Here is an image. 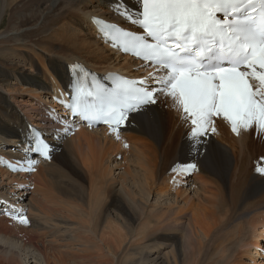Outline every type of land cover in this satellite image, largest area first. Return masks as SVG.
I'll use <instances>...</instances> for the list:
<instances>
[{"label": "bare ground", "instance_id": "1", "mask_svg": "<svg viewBox=\"0 0 264 264\" xmlns=\"http://www.w3.org/2000/svg\"><path fill=\"white\" fill-rule=\"evenodd\" d=\"M110 1L0 0V54L3 53L0 56L3 59L7 58L6 61L0 58V79L8 77H11V80L12 77L19 79L17 84L11 81L12 86L0 83V90L7 87L5 93H0V143L15 142L14 139H17L20 131L24 129V119L33 118L37 123H50L41 116L40 108H44L47 99L50 104L53 102L44 96L42 103L40 96L43 90L49 91V94L53 92V95H59L62 86L68 82L67 65L71 66L77 62L93 71L96 69L97 72H101L98 69L104 67L107 70L118 68L121 73L135 76L139 75L138 70L146 74L156 73L154 68L139 64L130 57H125L127 61H123L118 56H107L106 47L101 46L102 43H99L101 41L96 37L95 30L90 24V12L97 11L94 7H101V4L105 5ZM123 1L128 6L132 4L130 0ZM98 12L121 22L119 16L103 8ZM61 20L65 23L58 25ZM64 32L82 43L95 63L88 62L70 48V52L65 51L68 50L65 42H60L57 47L52 46L55 43L53 35ZM92 39L95 44L89 45ZM96 43L101 47L98 48ZM4 52H8V55ZM34 52L41 56L34 55ZM13 57L26 59L28 63L34 64L35 68L26 75L14 65L6 66ZM18 95L29 96L34 103L29 105L27 101L18 98ZM159 100L161 105L166 106L165 112L162 107L154 104L141 112L132 113L125 128L126 133L122 136L102 127L85 128L73 119L72 128H76L73 136H68L69 139L64 136L55 142L52 152L54 156L49 162L38 160L33 165V174L17 175L0 168V175L4 179L0 195H7L17 203L26 211L29 220L27 225L16 220L14 223L20 226L16 229L18 232L22 231L21 239L30 237L32 233L37 243L36 246L22 245L21 241H18L20 238L13 239L16 233L14 236L13 233H2L0 243L4 247L2 255L6 254L4 258L10 260L17 258L21 264H49L38 245L41 247L49 245V248L57 246L61 250L70 247V254L73 256L79 251L84 252L88 247L84 237L88 235V228L81 213L78 214L82 206L89 211L92 221L108 229L107 231L95 229V233L100 244L112 258L122 246L124 248L131 245V241H136L140 235L147 237L145 248L139 254L140 258L129 259L128 263L124 264H244L243 258L252 255L253 250L256 256L264 258V206L258 205L254 210L250 206L254 202L264 203V194L259 196L258 200H252L255 198L253 194L256 190L264 186V176L251 171L255 164L253 160L260 154L262 149L260 146L264 144V132L255 126L250 129L249 140L245 146L247 157L245 155V159L243 158L235 169L236 162L234 164L232 160L234 154L232 155L230 150L238 142L242 143L241 138L244 137L245 131L238 135L233 134L223 119L213 118L214 123L208 128L209 135L193 139L191 124L188 120L182 119V112L174 101L164 94L159 96ZM4 104L8 109L4 108ZM213 127L216 129L215 132L212 131ZM240 145L244 148V145ZM119 148L124 150L123 162L121 161L120 165L133 167L134 171L129 168L126 172L128 178L121 177L120 189L108 197L106 187L118 183L113 165L116 168L119 162L115 157L112 158L116 156L114 154ZM3 153L20 158L11 155L8 150ZM73 154L89 175V186L85 190L82 189V185L78 187L75 181H72L70 186V180L63 175L62 166L70 168V155ZM71 159L75 161L72 157ZM169 159L176 161L179 166L176 167V171L169 173V178L168 174L163 173L161 181L163 186L151 194V199L156 197L157 200L148 204L149 199H143L150 196L147 187L151 189L149 185L152 180V188L158 187L156 180L160 178L159 166L164 164L163 167H166ZM248 159H252L250 164ZM190 163L196 165V173L193 176L181 173L180 168ZM175 174L178 176L170 184ZM179 176L188 178L183 184H188L192 180L198 182L200 188H203L202 193L208 197L206 203L208 211L198 212L195 219L186 227L174 219L181 212L180 205L177 204L178 199L173 197L175 202L168 203V208L164 205L163 199L175 190L176 183L182 186ZM21 178L25 183L21 182ZM195 185L193 186L196 187ZM31 186L33 190L28 192L35 193L40 200L26 199L25 189H30ZM144 187L146 191L142 190L139 194L138 189ZM79 189L82 192L81 196L78 195ZM193 192L197 194V189ZM177 193H186V190ZM27 197L29 198V194ZM188 202L189 200L185 201L183 206ZM108 203L116 208L114 217L108 214L110 211L107 209ZM63 212L66 215H63ZM69 213L78 221L64 217ZM152 214L156 217L163 214L170 219L161 222L164 223L162 228L154 229L149 223L150 219H154L151 218ZM3 222L8 221L0 215V223ZM7 224L15 225L10 222ZM148 230L153 234L147 236ZM180 232L182 236L178 235ZM45 237L49 239L43 242ZM194 242L198 248L192 252ZM131 250L138 255V251ZM54 252L58 250L54 248ZM216 260L218 261L214 263Z\"/></svg>", "mask_w": 264, "mask_h": 264}, {"label": "snow or ice", "instance_id": "2", "mask_svg": "<svg viewBox=\"0 0 264 264\" xmlns=\"http://www.w3.org/2000/svg\"><path fill=\"white\" fill-rule=\"evenodd\" d=\"M141 5L136 22L143 35L96 22L102 30H116L111 39L122 38V51L157 65L156 73H165L159 78L149 74L158 87H143L145 79L117 78L111 91L92 85L95 91L87 95L98 104L81 108L77 102L70 109L118 132L131 113L156 104L154 97L163 93L192 125L193 139L207 134L213 118L226 120L237 135L253 126L264 132V0H141ZM42 154L47 156V145ZM195 168L182 166L180 172ZM24 170H32L31 164ZM14 211L12 219L29 223L21 210Z\"/></svg>", "mask_w": 264, "mask_h": 264}, {"label": "rangeland", "instance_id": "3", "mask_svg": "<svg viewBox=\"0 0 264 264\" xmlns=\"http://www.w3.org/2000/svg\"><path fill=\"white\" fill-rule=\"evenodd\" d=\"M105 5L101 4V7H96V8L94 7V10H97V11L90 12V17L92 15L104 14L103 12L99 13L98 11L100 10V8L105 9ZM63 23H65V21L61 20L57 24L58 25H60V24L62 25ZM62 29H63V27H62ZM76 32L79 33L78 30ZM53 36L55 37V39L53 40L55 43H53L52 46H56L57 47V46L60 45L59 44L60 42H65V45L68 46L66 48L68 50H65V51L70 52V49H71L74 52H76V54L78 56H80L82 58H85L88 62L95 63L94 58L88 54L86 47L82 43H80L79 41H75L73 37L70 38L69 34H65V32H64V33H56ZM99 43L101 44L102 42H99ZM93 44H95V42L92 39L91 42L89 43V45H93ZM103 44L104 43H102L101 46L106 47V50L108 51L107 56H113V57L118 56L123 61H127V60L124 59L125 56H121V55L117 54L116 52L110 51L111 49H108L107 45H103ZM96 45L98 46V48L101 47L97 43H96ZM94 47H96V46L94 45ZM4 53H7V55H8V52H4ZM2 54H0V55H2ZM33 54L38 56V57L41 56V55H38L37 52H34ZM0 58H1V56H0ZM1 59H3V58H1ZM3 60L6 61L7 58L3 59ZM32 61H34L33 63H36L35 60H32ZM121 61H120V63H122ZM104 63L106 64V62H104ZM126 63L127 62H125V64ZM8 65H14L16 69H19L20 71H22V73H26V75H29L32 72V69L35 68L33 66L34 64L32 65V64L28 63V61L26 59L24 60L22 58H14V57L9 59V62L7 63L6 66H8ZM113 65H115V64H113ZM105 68L106 67L100 68V69H98V71H101V73H104V72H107V71L120 72L118 70V68L117 69H111V70L110 69L107 70ZM138 68L140 69V66H138ZM7 69H9V68H7ZM29 69H30V71H29ZM94 70L97 71L96 69H94ZM137 72H138L139 75L146 74V73L141 72L139 70ZM11 81L15 82V84L19 83V79L18 78H14V77H12V80H11V77H8L7 79H0V83H3L4 85L8 84V85L12 86V84H10V83H12ZM6 88L7 87H5L4 89L0 90V93L1 94L5 93L6 92ZM28 93H31V92H28ZM41 94H39V95H41L40 96L41 97L40 100L43 103L42 97L44 98V96H47V98H48L49 97V95H48L49 91L43 90ZM162 94L163 93H160L158 95V101H157L156 105L162 107V110L165 112L166 106H164V104L161 105V102L159 100V96L162 95ZM28 97L18 95V98H21L22 101H27V104H29V105L33 104L34 101L31 99V97H29V98ZM32 98H33V96H32ZM45 104L47 105V103H45ZM49 104H50V102H49ZM1 106L3 107V105H1ZM4 108L8 109V106L6 104H4ZM10 108L11 107H9V110H10ZM75 131H76V128H71L69 132H71L72 134L69 135V136L70 137L73 136ZM249 131L250 130L246 131V133H244V137L241 138L242 139V143L238 142L237 145L234 148H232V150H230V152H232L231 154L232 155L234 154V157L232 155L231 156H232L233 163L235 164V162H236V164L234 166L235 169L238 168V166L240 165L239 163L242 162L243 158L245 159V155H246L245 146H246V144H247V142L249 140ZM208 132L209 131H207L206 135H209ZM66 139H69V138L66 137ZM240 144L244 145V148ZM260 147H262V149L260 150V154L253 160V162L255 164L252 167L251 171L255 172L257 175L264 176V172H258L257 170L253 169V168L256 167V163H257V166H259L257 168L264 169V163L262 165L258 164L259 162L262 163L263 161H258L257 162V160H258L257 158L264 157V144H262ZM112 151H114V150H112ZM123 151L124 150H122V148L117 149L116 150V154H114L116 156H113V158H112V159H114V157H115L116 160L119 162V166L118 167L115 168L114 165H113V170H114V173L116 175V179H117L118 183L116 182V185H113L112 187L111 186H107L106 187L105 190H106V194L108 195V197H111V195H113V192L115 190H119L120 189V187H121L120 178L121 177L128 178V175L126 173L127 170L129 168H130V170L134 169L133 167H128L127 165H124V164L120 165L121 161H122ZM235 154H236V156H235ZM52 156H54L53 153H52ZM71 157L75 161H72ZM246 157H247V155H246ZM235 159H236V161H235ZM76 160L78 161V158H77V156L75 154H73L72 156L70 155V168H65V167L62 166L63 173H64L63 175H66V177H68V179L70 180V186H71L72 181L73 182L75 181L77 183L78 187L82 185L83 186L82 189L85 190L89 186V182H90L89 175H88L87 171L83 168V165L79 161H78L79 162L78 163ZM251 160L252 159H248V163L249 164H250ZM253 162H252V164H253ZM166 164H167L166 167H163L164 164H163V166L162 165L159 166L158 174H160V176H159L160 178H158L156 180V183H158V187L156 189L152 188L153 180L150 182V185H149L151 187V189H149L147 187V190H150V196L148 198L143 197V199L144 200H148L149 199V202H147L148 204L149 203H154L157 200L156 197H153L151 199V196H152L151 194L153 192L156 193L157 191L160 190V188L163 186L162 182H161L162 179H163L162 176H164L163 173L168 174V178H169V176H170L169 173H171L172 171L169 172L168 169L171 168V167H174L175 165H173V164H176V161H173L172 159H169ZM189 165H192V163H190ZM35 168L37 169V165L35 166ZM133 171L134 170H132V172ZM78 172H79V175H78ZM69 174H71V175H69ZM179 177L181 179L182 186H180V185H178L176 183L175 190L171 191L167 195V197L164 196L163 199H164V205H166V208H168V203L175 202L173 197L178 199L177 204L180 205L181 212L174 219H177L178 223L182 224L183 227H186L191 220L195 219V217H196L198 212H203L204 213V212L208 211V209L206 208V207H208V206H206L207 205L206 203L208 201V199H207L208 197L202 193L201 189H203V188H200V184L198 182H195L194 180H192L188 184H183V181L184 180L187 181L188 178H185L183 176H179ZM30 178H32V177H30ZM194 178L196 179V177H194ZM68 179L66 180L67 183L69 182ZM174 179H175V177H174ZM21 182L25 183V181H23L22 178H21ZM3 183H4V179L0 175V188L4 187V185L2 186ZM194 184H196L195 185L196 187L193 186ZM177 186H180V187L177 188ZM74 188L76 189V187H74ZM184 189L186 190V193H181V194L177 193V191H179V192L185 191ZM196 189H197V194H195L193 192ZM79 190L80 191H79L78 195L81 196L82 195L81 189H79ZM138 190H139V194H141L142 190L146 191L145 187L142 188L141 190L140 189H138ZM242 193H243V191H242ZM28 194H29V198L27 197ZM263 194H264V186L260 187V188H258V190H256L255 194H253L255 196V198H253L252 200H255V201L258 200L259 196H261ZM25 196H26L27 200L28 199L29 200L30 199L40 200L39 196H36L35 193H31V192L29 193L28 189L27 190L25 189ZM205 196H206V198H205ZM187 200H189L188 204L183 206L184 202L187 201ZM43 204L45 205V203H43ZM110 204L111 203L107 204V209H110V211H108V214H109V216L114 217L116 215L114 209L116 210V208H115V206L110 205ZM258 205L264 206V203L263 202H256L255 203L254 202L250 206H251L252 210H254L255 207L258 206ZM160 208H162V207H160ZM166 208H165V212H166ZM72 212L77 213L76 211H72ZM70 214H72V213H69V214H67V216H64V217H67V218H69L72 221H78L77 218H74ZM78 214L83 216L82 218L85 221V224H87L86 227L88 228V235L84 236L85 239H86V242L88 244L87 249L84 252L79 251L77 253V255L73 256V255L70 254V247L67 250H61L57 246L49 248L48 247L49 245L46 246V247H41V246L38 245V247L43 251L44 256L47 257L49 264H118V263L119 264H124V262L128 263L129 259H134V260L137 259L138 260V258H140L139 254H140L141 250H143L145 248V244L147 243V237H145V235H140L141 237L139 239H137L136 241H133V242L131 241V245H126L124 248L122 246L119 249V252L117 253V255H115V257L112 258V256L107 253V250L105 249V247H103L100 244V242L98 241L97 234L95 233V229H100V230H103V231H107L108 229L102 228L100 225H98L94 221H92V219L90 217V214H89V211L84 206L81 207V212H78ZM163 214H161L158 217H156L154 214H152L151 218H154V219L153 220L150 219V221H149V223H151L150 226L153 227L154 229L162 228L164 223H161V222L170 219V218L166 217ZM63 215H66V213L63 212ZM213 217L218 222V219H217L216 215H214ZM5 219H7V218H5ZM7 221L10 222L11 224L13 223L15 225L10 226V224H7L8 222L7 223L6 222L0 223V234H2V233H4V234H12L13 233L12 235L14 236L15 233H16V235L14 236L13 239H15V240H17L19 238L21 239L22 238V231L18 232L19 230L16 229L17 227H20V226H17V224L14 223L15 221H12L10 219H7ZM181 233L182 232H180L178 235L182 236ZM152 234H153V232L149 233V230L147 231V236L152 235ZM25 238H26V240H25ZM25 238H23L21 240L19 239L18 241L19 242L21 241L22 245H31V246H36L37 245L36 241L34 240V236H33L32 233H31L30 237L26 236ZM141 245H142V247H141ZM54 248H56V250H58V252H54ZM197 248H198L197 243L194 242V248H193L192 252L196 251ZM2 249H4V247L0 243V264H21V261H19L17 258H14V260H10V258L9 259L4 258V256H6V254H4V256L2 255V253H1ZM131 249L138 251L139 252L138 255L135 254ZM252 253L253 254L250 255L251 257L250 256H246V257L243 258V263L244 264H264V258H259L258 256H256V254L254 253V250H253ZM26 260H28V258H26ZM217 261L218 260H216L214 263H216ZM229 262H231V260Z\"/></svg>", "mask_w": 264, "mask_h": 264}]
</instances>
